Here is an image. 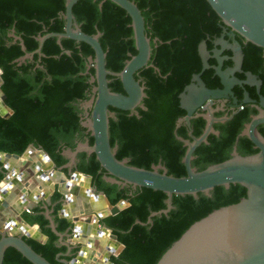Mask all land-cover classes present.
Segmentation results:
<instances>
[{
  "label": "trees",
  "instance_id": "trees-1",
  "mask_svg": "<svg viewBox=\"0 0 264 264\" xmlns=\"http://www.w3.org/2000/svg\"><path fill=\"white\" fill-rule=\"evenodd\" d=\"M130 1L136 5L143 19L144 34L151 48L148 61L151 66L141 68L137 75L133 74L143 87V109L135 108L134 115L108 108L113 113V117L108 119L109 145L115 147V158L126 159L130 166L147 170L159 163L167 175L183 177L185 171L180 160L185 148L173 133L175 121L184 116L177 96L189 83L191 75L200 71L197 45L204 41L206 49L210 50L212 41L222 33L223 24L205 0ZM63 3L64 0H0V90L5 96L4 105L11 111L6 119L0 116V152L20 155L28 145H32L40 148L55 167L67 162L61 155L63 150H73L77 142L84 140L89 146L92 144V138L79 124L83 120L79 104L89 98L93 85L88 83L93 69L90 67L83 74L87 57H93V52L84 43L62 38L57 45L55 38L49 37L40 47L43 57L34 53L31 59H25L19 65L15 60L36 49V37L62 32ZM71 12L83 33L100 34L97 40L105 53V69L119 72L124 62L135 54L127 14L109 0H77ZM11 31L21 40L24 51L20 49L19 42L9 36ZM234 39L243 55L241 69L262 80L259 94L264 95L262 49L250 43L244 44L237 34ZM226 63L231 65L230 61ZM237 76L243 78L242 74ZM106 78L111 92L123 93L116 77ZM200 79L208 89L220 88L219 80L211 69L204 70ZM245 89L249 97L256 98L253 88ZM242 90L234 87L233 94L237 100L242 97ZM234 110L229 120L213 125L217 135L209 134L206 143L195 148L191 167L201 171L229 158L238 133L250 116L256 114V110L248 105ZM203 126L202 118L190 119L194 137L200 135ZM257 130L264 138V127L258 126ZM175 132L187 139L185 126H179ZM236 151L245 156L257 150L248 139L238 137ZM76 159L72 170L88 175L90 185L97 192H102L110 205L127 202V207L117 214L100 220L123 246L116 256L109 257L112 264H155L189 225L212 210L236 203L245 196L244 188L237 184H230L228 188L214 187L209 197L202 194H197L196 198L172 195V208L168 213L151 217V223L146 224L150 212L164 208V193L106 183L101 179L103 171L93 154L78 153ZM2 178L0 171V180ZM58 198L59 195L54 193L51 201L56 202ZM58 210L59 203L53 207L51 217L55 231L64 233L69 224L58 217ZM42 211L36 207L31 213L24 214L23 219L28 225H37L46 241L40 243L24 236L22 240L50 264H59L55 256L65 253V248L56 246L57 236L50 230ZM135 221L139 223L135 224ZM76 252V248L72 249L69 255L58 259L68 262ZM2 264L30 263L14 249L7 248Z\"/></svg>",
  "mask_w": 264,
  "mask_h": 264
},
{
  "label": "water",
  "instance_id": "water-1",
  "mask_svg": "<svg viewBox=\"0 0 264 264\" xmlns=\"http://www.w3.org/2000/svg\"><path fill=\"white\" fill-rule=\"evenodd\" d=\"M76 1L64 0L61 14L63 19L62 32L46 33L36 37L38 43L36 49L31 53H24L15 62L19 65L25 59H31L34 53L38 57H43L40 53V47L43 41L49 37H54L57 45H59L60 39L67 38L89 46L93 52V57H87L83 74L90 67L93 69V75L88 80V83L93 85L90 88L89 98L79 104V108L83 113V120L79 124L92 138V144L89 146L87 141L84 140L83 142H77L73 150H63L61 155L67 159V162L60 167H55L50 158L40 148H34L32 145H28L20 155L0 152V164H5V160L9 159L20 160L24 158L26 161H30L28 154L30 151L36 150L45 163L51 166V176L57 177L59 182L64 181L59 172L64 169L68 172L69 182L80 175L88 185L90 184L88 175L79 172L71 174L69 171L74 168L77 153H85L87 156L93 154L99 168L103 171L101 179L104 182L121 187L130 186L132 190L135 188H147L165 194L164 208L156 212H150L146 224L151 223V217L168 213L172 208V195H189L196 198L197 194H202L209 197L214 187L228 188L230 184H237L244 188V197L240 198L236 203L212 210L189 225L163 252L155 264H264V138L257 130V126H264V110L261 109L264 105V97L259 95V104L255 108L256 114L250 116L249 121L244 124L243 129L238 133L228 159L217 164L208 165L201 171H197L190 164L194 158L193 152L195 148L200 143H206V137L209 134L217 135V131L212 128V124L223 123L234 114L232 112L231 115L226 117H213V112L218 109L211 108L212 100L232 96L231 88L233 86L240 88L245 85L250 86V83L255 79L250 72L244 73L246 80L242 81L232 75L234 72H241L243 55L241 47L236 41H233L232 44L227 43L223 36L233 39L234 35L237 34L242 38L244 44L250 43L260 47L264 53V0H205L219 17L223 27L221 29L222 33L215 41L214 46L216 47L211 51L206 49L204 41L199 42L197 54L201 64L200 71L191 75L189 83L184 86L177 96L179 108L184 111V116L175 121L173 133L175 139L185 148L180 160L185 171V176L183 177L167 175L165 169L159 163L151 165L147 170L130 166L127 164L126 159L117 160L115 158V147H110L109 145L108 119L113 117V113L108 108L127 111L134 115H136L135 108L143 109L141 103L145 97L143 87L139 84V80L134 79L133 74L143 67L151 66L148 64L151 48L149 39L144 34L142 16L136 5L130 0H109L121 8L129 17V27L132 32L135 50V54L124 62L119 72H110L105 69V53L97 40L100 34L98 32L93 35L83 33L74 20L71 9ZM9 36L14 41L17 40L20 49L24 51L21 40L14 36L12 31ZM224 49L232 53V56L227 58L231 61L232 67L221 70L219 54ZM64 53L68 54L67 51H64ZM209 58L215 60V65L210 66L207 63ZM207 69L213 71L219 80L221 88L208 89L205 87L200 75ZM106 76L116 77L120 82L123 93L111 92L107 86L109 80H107ZM1 83L0 78V85ZM242 97L243 103H252L248 93L244 90ZM4 98L5 96L0 90V116L6 119L11 114V111L4 105ZM233 102L235 103V98H233ZM196 109H201L203 113L194 114ZM196 117H200L204 121L203 129L198 137H194L190 129V119ZM181 125L187 128V139L176 135L175 130ZM238 137L248 139L253 148L257 150L256 153L245 156L239 155L236 151ZM19 163L22 166L25 165L24 160H20ZM34 165L38 169L41 168L39 161H35ZM1 168L5 169L4 165H1L0 171H2ZM29 168L32 170L31 167ZM5 170H8V168ZM2 173L5 175L3 171ZM40 174L38 173L37 176L42 178ZM37 176L34 178H38ZM6 180V175L0 180V195L3 192V183ZM48 185L51 190L54 189L52 183ZM25 186L22 187L21 192L26 191ZM70 186V183L64 184V189ZM91 190L95 193L94 199H99L100 203L103 204V208H92L87 202L83 201L84 208H78L77 211L79 216L94 214L95 220L98 221L104 217L113 216L127 207V202L125 201L110 205L102 192H97L94 187ZM58 191L62 195L66 194L63 189ZM85 197L90 198V195L85 193ZM40 208L43 210L42 215L48 221L50 230L57 236L56 246L65 248V253H59L55 256L57 262L59 264H89L86 260H81V254L84 251L81 249L85 248L86 245L79 247L80 250L76 252V255L70 261L58 259L61 256L69 255L70 250L75 249L71 248L63 239L64 233L68 228L64 233L56 232L48 209L46 207ZM1 216H10L8 224H12V221L17 219L22 226L18 229V232H14L13 229H5L0 224V264H2L3 254L7 248L14 249L30 264H50L22 240L24 236L44 243L46 238L41 235L37 225H28L25 221L19 219L17 211L13 207H9L5 201L0 203V220ZM66 219L69 220L68 218ZM77 219L76 216L72 217L70 222H75ZM89 220V218H86L84 222H89ZM134 223L137 224L139 222L135 221ZM101 226L103 232L108 233V237L118 245V254L123 246L117 242L116 237L110 233L108 228L103 224ZM80 243L84 242L81 240ZM90 243L91 240H88L87 245L91 246ZM89 258L91 262L95 263L96 259L92 251L89 252ZM103 260L107 264H112L107 257H104Z\"/></svg>",
  "mask_w": 264,
  "mask_h": 264
},
{
  "label": "crops",
  "instance_id": "crops-1",
  "mask_svg": "<svg viewBox=\"0 0 264 264\" xmlns=\"http://www.w3.org/2000/svg\"><path fill=\"white\" fill-rule=\"evenodd\" d=\"M28 156L30 157V161H26L24 158L20 159L25 161L24 166L19 163L20 160H9L8 164H0V167L4 165L5 169L8 168V170L1 168L7 176V180L3 183L4 189L0 195V203L5 201L9 207H13L17 211V217L23 221V215L31 213L32 209L36 207H46L49 216H51L53 207L59 203L57 215L69 224L68 230L64 233L63 237L65 242L71 248H76L77 252L80 250L79 247L86 245L85 248L82 247L83 249H81L84 250L81 254V260H86L89 264H107L103 260L104 257H107L109 260L110 256H116L118 245L108 237V233L103 232L102 224L100 220H95L94 214L79 216L77 213L78 208H84L83 201L87 202L92 208H98L102 205L99 199H94L95 193L91 190L92 186L90 184L87 185L80 175L75 180L69 182L68 172H62L61 170L59 172L64 181L59 182L57 177L51 176V166L45 163L42 156L36 150L31 151ZM35 161L40 162V169L35 167ZM72 169L69 171L71 174L76 172ZM38 173H41L42 178L37 176ZM35 176L38 178H34ZM49 183H52L53 190L49 188ZM67 183H70L71 186L64 189V184ZM24 185H26V191L21 192ZM60 189L65 190L66 194L62 195L58 191ZM54 193L59 195L56 202L51 201ZM85 193H88L90 198H86ZM25 210H28V212L26 213ZM7 211L9 212L8 209ZM75 216L78 218L77 221L70 222L72 221V217ZM86 218L90 219L89 222H84ZM9 220L10 216H1V227L5 229L11 228L14 232H18V229L22 226L20 221L14 219L12 224H8ZM81 240L84 243H80ZM88 240H91V246L87 245ZM90 251L93 252V256L96 259L95 263L90 261Z\"/></svg>",
  "mask_w": 264,
  "mask_h": 264
},
{
  "label": "flooded vegetation",
  "instance_id": "flooded-vegetation-1",
  "mask_svg": "<svg viewBox=\"0 0 264 264\" xmlns=\"http://www.w3.org/2000/svg\"><path fill=\"white\" fill-rule=\"evenodd\" d=\"M219 37H217V38H215L213 41H212V45H213V47L210 49V50H208V51H211L212 49H214L216 46H214V44H215V41L218 39ZM223 39L224 40H226L227 41V43H230V44H232V42L234 41L235 42V39L233 38H229V37H227V36H223ZM225 52H229V54H227V53H225ZM232 56V53L229 51V50H226V49H224L220 54H219V57L221 58V70H224V69H227V68H229V67H232V64L231 65H228L226 62H228V61H230L229 59H227V58H229V57H231ZM213 61V63H209V65L210 66H213V65H215V60L214 59H212V58H209L208 60H207V62L208 61ZM230 63H231V61H230ZM140 70V69H139ZM138 72V71H137ZM135 73V75H137L138 73ZM245 72H248V71H243L242 69H241V72L240 73H238V72H234L232 75L235 77V78H237L238 80H246V78L244 77V73ZM243 75V78H239L237 75ZM254 77H255V79L250 83V86H248V85H245V86H243V90L244 91H246V89H245V87H250V88H253V90H254V93H255V95H256V98H251V97H249V95H248V97L251 99V101H252V103H243L242 102V100H243V97H241V98H239V100H237L236 99V97H234V94H233V89H234V87H238V86H233L232 88H231V91H232V96H226V97H223V98H221V99H219V100H212V104H211V108L212 109H218L217 111H215V112H213V117H215V118H220V117H226V116H228L227 115V113L228 112H233V111H235L234 109L237 107L238 109L242 106V105H248L250 108H256V107H258V104H259V95L261 96V97H264V95H261V94H259V91H260V88H261V85H262V80L260 79V78H258L256 75H254V74H252ZM137 80H139V79H137ZM250 81V80H249ZM257 83V84H256ZM256 85V86H255ZM221 88V87H220ZM239 89H241L240 87H238ZM257 88V89H256ZM216 89V88H215ZM243 90H242V92H243ZM247 92V91H246ZM241 96H242V93H241ZM233 98H235V103L233 102ZM262 110H264V105H263V107L261 108ZM201 113H203V111L201 110V109H196L195 110V112H194V114H201ZM219 113V116H215V114H218ZM81 115L83 116V113H81ZM10 116V115H9ZM8 116V117H9ZM7 117V118H8ZM214 124H217V123H214ZM214 124H212V128H213V125ZM259 126H261V127H264L263 125H259ZM257 128H258V126H257ZM191 129V128H190ZM78 154V153H77ZM77 154H76V156H75V162H74V166H75V164L77 163V159H76V157H77Z\"/></svg>",
  "mask_w": 264,
  "mask_h": 264
},
{
  "label": "bare ground",
  "instance_id": "bare-ground-1",
  "mask_svg": "<svg viewBox=\"0 0 264 264\" xmlns=\"http://www.w3.org/2000/svg\"><path fill=\"white\" fill-rule=\"evenodd\" d=\"M31 152V151H30ZM11 160V159H9ZM9 160H5V164H8L7 162H10ZM102 204V203H101ZM101 208H103V204L100 206Z\"/></svg>",
  "mask_w": 264,
  "mask_h": 264
},
{
  "label": "built area",
  "instance_id": "built-area-1",
  "mask_svg": "<svg viewBox=\"0 0 264 264\" xmlns=\"http://www.w3.org/2000/svg\"><path fill=\"white\" fill-rule=\"evenodd\" d=\"M25 212L27 213V212H28V210H25Z\"/></svg>",
  "mask_w": 264,
  "mask_h": 264
},
{
  "label": "rangeland",
  "instance_id": "rangeland-1",
  "mask_svg": "<svg viewBox=\"0 0 264 264\" xmlns=\"http://www.w3.org/2000/svg\"><path fill=\"white\" fill-rule=\"evenodd\" d=\"M34 150H32V152H33Z\"/></svg>",
  "mask_w": 264,
  "mask_h": 264
}]
</instances>
